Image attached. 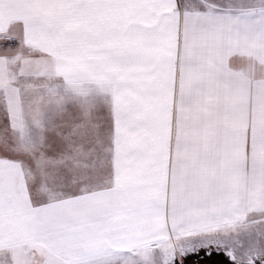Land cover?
Instances as JSON below:
<instances>
[{"label":"snow or ice","instance_id":"obj_1","mask_svg":"<svg viewBox=\"0 0 264 264\" xmlns=\"http://www.w3.org/2000/svg\"><path fill=\"white\" fill-rule=\"evenodd\" d=\"M0 264H264V0H0Z\"/></svg>","mask_w":264,"mask_h":264}]
</instances>
